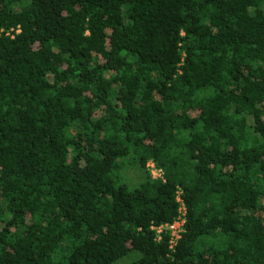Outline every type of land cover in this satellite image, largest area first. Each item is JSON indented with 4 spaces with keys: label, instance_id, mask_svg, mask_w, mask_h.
<instances>
[{
    "label": "trees",
    "instance_id": "obj_1",
    "mask_svg": "<svg viewBox=\"0 0 264 264\" xmlns=\"http://www.w3.org/2000/svg\"><path fill=\"white\" fill-rule=\"evenodd\" d=\"M0 264H264V0H0Z\"/></svg>",
    "mask_w": 264,
    "mask_h": 264
},
{
    "label": "built area",
    "instance_id": "obj_2",
    "mask_svg": "<svg viewBox=\"0 0 264 264\" xmlns=\"http://www.w3.org/2000/svg\"><path fill=\"white\" fill-rule=\"evenodd\" d=\"M148 164L152 166V168L154 167L155 169V175H152V176H158L160 174L159 169L155 168L152 162H149ZM176 200L179 202L177 217L169 223L151 226V228L155 230L157 239L160 238L162 232L167 231L169 233L168 234L169 235L168 244H169V247L171 248L176 243L177 239L180 237V233L183 230V224L185 220L184 219V213H185L184 204L179 196L176 197Z\"/></svg>",
    "mask_w": 264,
    "mask_h": 264
},
{
    "label": "rangeland",
    "instance_id": "obj_3",
    "mask_svg": "<svg viewBox=\"0 0 264 264\" xmlns=\"http://www.w3.org/2000/svg\"><path fill=\"white\" fill-rule=\"evenodd\" d=\"M147 168L152 175H155L154 167L152 168V166H150L148 164ZM121 173H122L124 180L126 182H128L129 184H135L140 179V172L135 167H127L126 166L123 168ZM131 186L132 185H129V187H131Z\"/></svg>",
    "mask_w": 264,
    "mask_h": 264
}]
</instances>
